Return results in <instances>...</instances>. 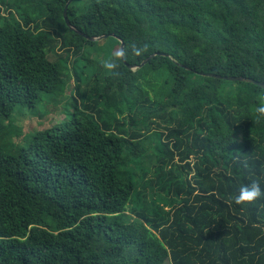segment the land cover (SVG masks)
<instances>
[{
    "label": "trees",
    "instance_id": "1",
    "mask_svg": "<svg viewBox=\"0 0 264 264\" xmlns=\"http://www.w3.org/2000/svg\"><path fill=\"white\" fill-rule=\"evenodd\" d=\"M261 91L264 0H0V264H264Z\"/></svg>",
    "mask_w": 264,
    "mask_h": 264
},
{
    "label": "clouds",
    "instance_id": "2",
    "mask_svg": "<svg viewBox=\"0 0 264 264\" xmlns=\"http://www.w3.org/2000/svg\"><path fill=\"white\" fill-rule=\"evenodd\" d=\"M147 52L148 46L146 44L132 43L124 45L119 50L102 59L101 65L108 73L119 75V69L129 56L142 57ZM253 115L257 123L264 121V91L256 95ZM241 164L244 169H248L249 165L246 160L242 161ZM262 197H264V189H262L259 180L253 178L249 183L239 187L237 193L230 200V203L234 202L236 205L251 204Z\"/></svg>",
    "mask_w": 264,
    "mask_h": 264
},
{
    "label": "rangeland",
    "instance_id": "3",
    "mask_svg": "<svg viewBox=\"0 0 264 264\" xmlns=\"http://www.w3.org/2000/svg\"><path fill=\"white\" fill-rule=\"evenodd\" d=\"M3 14H5L6 16L7 15H9V13H7L6 11H5V13H3ZM104 44V42H102V45ZM60 53L62 54L63 53V51L62 50H60ZM104 57H105V53H102L101 55H100V58L101 59H104ZM76 86H75V84H72L71 85V89H74ZM71 93L70 92H68L67 93V95H70ZM75 97H77V93H75ZM66 98V97H65ZM77 104H76V102L74 101V106H76ZM66 107H67V109H71V107H72V105H71V103H69L68 105H66ZM44 122H48V120H43V119H40V118H38V119H26V120H24V122L23 123H21V125H22V127L23 128H25V132L26 133H29L30 131H35V130H37L38 128H36L37 127V125H38V123H44ZM237 138H240L239 137V135H237Z\"/></svg>",
    "mask_w": 264,
    "mask_h": 264
},
{
    "label": "water",
    "instance_id": "4",
    "mask_svg": "<svg viewBox=\"0 0 264 264\" xmlns=\"http://www.w3.org/2000/svg\"><path fill=\"white\" fill-rule=\"evenodd\" d=\"M67 14V13H66ZM66 18H67V16H66ZM91 41H102V39H94V38H91Z\"/></svg>",
    "mask_w": 264,
    "mask_h": 264
}]
</instances>
